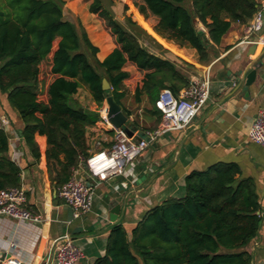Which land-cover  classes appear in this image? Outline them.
<instances>
[{"label": "trees", "instance_id": "1", "mask_svg": "<svg viewBox=\"0 0 264 264\" xmlns=\"http://www.w3.org/2000/svg\"><path fill=\"white\" fill-rule=\"evenodd\" d=\"M6 1L0 8V94L16 110L24 145L34 163L44 162L57 196L89 156L95 134L90 127L99 121L74 98L82 86L96 107L109 95L129 117L121 100L123 84L132 78L123 68L131 66L140 77L134 103L147 99L153 105L148 113L159 123L154 106L159 92L177 93L188 85L176 67L181 60L161 44L171 51L167 43L193 49L202 65L210 58L208 46H219L232 24H246L258 10L255 0H189L187 5L186 0H123L116 10L112 0L109 8L90 0L89 14L114 45L100 62L85 31L79 34L64 19L63 2ZM47 76L52 79L44 85ZM103 79L108 91L102 90ZM20 174L0 126V190L19 188ZM184 188L181 199L153 207L129 232L120 223L111 225L104 256L94 264H250L245 247L262 221L253 180L241 178L235 163L219 162L190 171Z\"/></svg>", "mask_w": 264, "mask_h": 264}, {"label": "crops", "instance_id": "2", "mask_svg": "<svg viewBox=\"0 0 264 264\" xmlns=\"http://www.w3.org/2000/svg\"><path fill=\"white\" fill-rule=\"evenodd\" d=\"M255 1L264 13V0ZM251 19L246 24H232L219 46H208L210 58L202 65L197 63L193 49L169 45L184 59L179 58L181 63L176 67L188 82L208 72V100L185 129L164 133L125 166L121 175L98 183L90 211L77 218L50 186L44 162L36 164L31 159L21 138L23 124L0 94V121H6L0 126L8 136L9 156L21 169L20 188L26 193V208L38 218L36 222H17L0 215V264H54V243L65 238L80 251L81 258L75 264H94L104 256L109 228L115 224L109 221L113 206H122L123 213L116 223L129 232L153 207L167 199H181L185 194L184 178L190 171H201L219 162L235 163L240 177L254 182L262 221L245 250L251 255L250 264H264V149L247 138L257 111L264 108V47L241 43L246 37L252 41L259 36L246 32ZM113 48L97 52L96 58L103 61ZM251 71H255V77L246 86L245 78ZM91 111L98 114L97 108ZM151 119L132 128L135 121L131 115L128 117L127 128L133 140L158 128L160 122ZM90 131L95 134L88 154L107 149L114 141V135H109L114 132L112 126L100 119ZM73 178L94 183L81 163Z\"/></svg>", "mask_w": 264, "mask_h": 264}, {"label": "built area", "instance_id": "3", "mask_svg": "<svg viewBox=\"0 0 264 264\" xmlns=\"http://www.w3.org/2000/svg\"><path fill=\"white\" fill-rule=\"evenodd\" d=\"M198 28L205 32L201 24ZM264 13L258 9L252 16L246 29L248 34L259 36L252 41L247 37L241 43H252L264 47ZM209 74L204 72L200 76L192 77L188 85L175 94L169 89L159 92L154 102L155 108L160 112L159 126L152 132H146L142 138L133 140L123 129L114 130V141L107 149H99L89 154L81 162L87 174L94 183L80 178H73L58 190V197L74 211V217L90 211L93 203L94 189L97 184L106 181L112 176L121 175L125 166L136 160L142 152L156 138L169 131L185 129L198 115L209 97ZM99 119L106 120V99L98 110ZM1 126L6 125L5 120L0 121ZM250 142L264 149V108H260L250 125L247 133ZM0 215L17 222H36L38 218L26 208V193L22 188H8L0 190ZM81 258L80 251L72 245L68 238L54 243V264H75ZM7 264H19L8 261Z\"/></svg>", "mask_w": 264, "mask_h": 264}, {"label": "rangeland", "instance_id": "4", "mask_svg": "<svg viewBox=\"0 0 264 264\" xmlns=\"http://www.w3.org/2000/svg\"><path fill=\"white\" fill-rule=\"evenodd\" d=\"M54 1L63 2L61 6H62L64 19L72 23L79 34L81 32V29L84 30L92 45L98 48V52L102 50L109 51L112 48V46H114L110 36L103 30L101 24L95 19L93 15L89 14L88 5L90 3V0H54ZM112 1H113V5L111 8L113 10L114 9L116 10L118 8L119 2L125 3L122 0H112ZM102 2L106 8L110 7L109 0H102ZM7 3L8 2L6 0H0V4H1L0 8L1 6L7 7L8 6ZM167 45H173V44L167 43ZM161 46L166 50H168L171 54L177 56L178 58H181L180 56L174 54L169 48L165 47L163 44H161ZM87 55L89 56L90 61L92 62L91 54L87 52ZM95 56L97 57V54ZM123 70H125L130 75H132V78L130 81L123 84L122 90L124 92V98L121 100L122 107H124L126 110H128L131 113L133 120L138 124L140 121L142 120L144 121L146 119H150L152 121L153 120L151 119L152 116L148 113V110H151L153 108V105L145 98L143 99L141 104H136L134 103L133 100L132 92L135 84L140 79L139 74L131 66H125ZM51 79L52 78L50 76H47L44 85H47L51 81ZM42 94H44V92H42ZM74 98L80 106L88 110H94V109L96 110V108L99 110L101 108V107L98 108L96 107L95 104H93L88 91L83 86L74 96Z\"/></svg>", "mask_w": 264, "mask_h": 264}, {"label": "water", "instance_id": "5", "mask_svg": "<svg viewBox=\"0 0 264 264\" xmlns=\"http://www.w3.org/2000/svg\"><path fill=\"white\" fill-rule=\"evenodd\" d=\"M255 77V71H251L246 75L244 84L249 86L252 84ZM244 79L238 84V87L243 83ZM108 82L103 79L102 80V90H109ZM106 105H107V115L106 120L112 126L113 129H123L129 138H133V133L127 128L129 125L128 117L122 112L121 107L114 102L111 96L107 95L106 97ZM123 208L121 205L113 206L109 211V221L112 223H116L118 220V216L122 215ZM9 257V256H8Z\"/></svg>", "mask_w": 264, "mask_h": 264}]
</instances>
